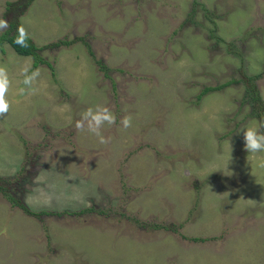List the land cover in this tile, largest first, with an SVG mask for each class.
<instances>
[{"label": "rangeland", "instance_id": "obj_1", "mask_svg": "<svg viewBox=\"0 0 264 264\" xmlns=\"http://www.w3.org/2000/svg\"><path fill=\"white\" fill-rule=\"evenodd\" d=\"M0 19L50 65L0 48V264H264V152L237 134L264 120V0H0ZM98 105L106 144L76 128Z\"/></svg>", "mask_w": 264, "mask_h": 264}, {"label": "clouds", "instance_id": "obj_2", "mask_svg": "<svg viewBox=\"0 0 264 264\" xmlns=\"http://www.w3.org/2000/svg\"><path fill=\"white\" fill-rule=\"evenodd\" d=\"M7 27L8 21L5 19H0V30L6 29ZM17 32L19 33V35L17 36L15 42L21 47H27V41L29 38L27 30L23 27V25H20L17 28ZM38 74L39 71L37 70L31 76L26 75L24 83L30 86L32 80ZM9 83L10 82L7 77L6 68L0 66V117L5 116V114L9 111V103L5 99ZM115 121L116 117L110 112L107 107H101L98 105L95 111L92 108H88L82 114V119L76 122V128L80 130L84 129L85 122H87V130L98 136L100 138V143L106 144L108 143V140L101 135L100 129L105 122L111 125L114 124ZM121 123L125 128L131 127V117H123ZM237 134L242 135L244 151L249 154L264 152V122H259L258 124L250 123L248 126L241 128ZM23 167L24 170L27 169L25 168V166ZM23 167L21 168V171ZM26 179L29 180L31 184H33L30 177H27L23 180Z\"/></svg>", "mask_w": 264, "mask_h": 264}, {"label": "trees", "instance_id": "obj_3", "mask_svg": "<svg viewBox=\"0 0 264 264\" xmlns=\"http://www.w3.org/2000/svg\"><path fill=\"white\" fill-rule=\"evenodd\" d=\"M33 1L34 0H26V6H30L33 3ZM18 26H20V24L18 23V20H17L16 24L12 23L10 29L2 34V36L0 37V48L2 49L1 46L3 42L9 43V45L15 50V52L18 55L31 57L34 60L33 69L37 68L40 64H47L48 66H50L48 62H46L43 59V57L40 55L41 52L45 50V48L44 47L38 48L37 45L32 41V39L29 36H28L29 38L27 41V44H28L27 47H21L19 44L15 42L17 36L19 35V33L17 32ZM71 44L72 43L70 42H60L58 44H55L54 47H59L60 45H71ZM260 77H261L260 75L256 76L255 78L250 77V82L252 83L247 89L246 98L249 97V101L252 103V106H253L252 108L253 111L257 112L258 116L261 118L262 116L264 117V101L262 97L260 96V93L256 90L255 88L256 86L253 84L254 79L257 81L258 79H260ZM211 90H212L211 88L206 89V92L211 91ZM23 170H24V167L22 171ZM0 181L6 182V179L0 177ZM24 181L30 182L27 179ZM22 185H23V182L20 184V186ZM0 187L3 188L1 184H0ZM3 191H5V193L8 195L9 200L12 201L13 204L21 207L25 211L26 214H28L29 216L37 215L36 213L32 212L27 206L22 204L20 201H17L16 198L12 195V192H10L8 189H4Z\"/></svg>", "mask_w": 264, "mask_h": 264}]
</instances>
